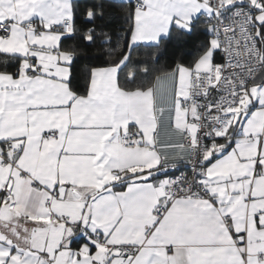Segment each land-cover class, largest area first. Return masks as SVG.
Masks as SVG:
<instances>
[{"label": "snow or ice", "instance_id": "snow-or-ice-1", "mask_svg": "<svg viewBox=\"0 0 264 264\" xmlns=\"http://www.w3.org/2000/svg\"><path fill=\"white\" fill-rule=\"evenodd\" d=\"M102 3L0 0V264H264V0H128L98 67ZM173 30L165 108L120 75Z\"/></svg>", "mask_w": 264, "mask_h": 264}, {"label": "trees", "instance_id": "trees-1", "mask_svg": "<svg viewBox=\"0 0 264 264\" xmlns=\"http://www.w3.org/2000/svg\"><path fill=\"white\" fill-rule=\"evenodd\" d=\"M79 2L81 8H83L85 4L92 3L94 0H79ZM95 3L100 5L102 0H95ZM102 7L105 18L103 22L97 21V27L111 36L112 44L107 48L95 47L92 50L91 55L93 57H101V59L91 62L98 67L116 64L122 55L129 51L126 45L130 41L134 28L131 18V6L128 5V2L120 5L113 4L111 0H104ZM184 39L186 37L173 30L171 42L162 41L158 48L147 47L144 44L132 48L131 63L139 66L136 80L133 84H128L125 80L126 72L121 73V87L127 91L152 87L158 76L170 72L176 62L184 59L182 55H179L180 49L176 43H182ZM144 68L147 69L146 74L142 71ZM88 72L89 65L87 61L77 65L76 76L80 80L82 90L87 86Z\"/></svg>", "mask_w": 264, "mask_h": 264}, {"label": "crops", "instance_id": "crops-1", "mask_svg": "<svg viewBox=\"0 0 264 264\" xmlns=\"http://www.w3.org/2000/svg\"><path fill=\"white\" fill-rule=\"evenodd\" d=\"M124 2H128V0H124ZM132 2H135V0H132ZM150 88L153 89L155 95V101L158 106L163 105L165 108L170 107L171 99H172V71L158 76L154 85ZM130 92H134V91H130ZM16 219L17 218L15 213L12 214L5 213L3 216H0V232H6L8 234H11L10 229L8 225L5 223V221H8L9 223H13L17 228H19L20 225L16 223ZM21 235L23 236L24 233L21 232ZM20 243L23 244L25 243V241L22 239Z\"/></svg>", "mask_w": 264, "mask_h": 264}, {"label": "built area", "instance_id": "built-area-1", "mask_svg": "<svg viewBox=\"0 0 264 264\" xmlns=\"http://www.w3.org/2000/svg\"><path fill=\"white\" fill-rule=\"evenodd\" d=\"M135 3V2H134Z\"/></svg>", "mask_w": 264, "mask_h": 264}]
</instances>
